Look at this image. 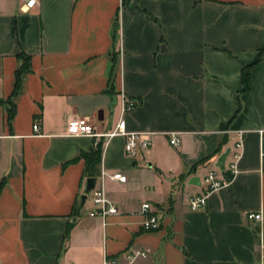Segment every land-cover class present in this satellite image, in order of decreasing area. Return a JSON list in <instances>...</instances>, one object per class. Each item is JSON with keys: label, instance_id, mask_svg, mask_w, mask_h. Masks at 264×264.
<instances>
[{"label": "crops", "instance_id": "0c3cea01", "mask_svg": "<svg viewBox=\"0 0 264 264\" xmlns=\"http://www.w3.org/2000/svg\"><path fill=\"white\" fill-rule=\"evenodd\" d=\"M20 53L29 70L12 94ZM121 94L138 101L123 114L126 130L149 133L150 144L134 156L122 136L102 147L95 187L117 212L91 216V195L83 204L81 196L93 139L67 127L88 117L108 130ZM8 97L0 264H259L258 223L245 214L261 211L264 233V0H37L29 9L0 0V98ZM170 132L179 133L176 147ZM210 170L226 183L191 210ZM144 202L158 229H143Z\"/></svg>", "mask_w": 264, "mask_h": 264}, {"label": "built area", "instance_id": "2783aa9c", "mask_svg": "<svg viewBox=\"0 0 264 264\" xmlns=\"http://www.w3.org/2000/svg\"><path fill=\"white\" fill-rule=\"evenodd\" d=\"M22 1V6L26 9L31 8L37 2V0H20ZM137 100L130 98L124 94L120 95V114L112 123L108 130H103L99 125L100 121L98 119H89L88 117H77L69 121L67 127V135L70 136H88L93 139V145L101 143V146H105L110 139L115 136L124 137V150L129 155H136L140 151H144L150 144L149 133H135L129 132L125 128V120L123 114L125 112L133 109ZM34 132L38 133L39 125L34 123L32 125ZM170 145L176 147L180 143L179 133L170 132L168 133ZM241 144L238 142L235 144L234 150L232 151V161L229 164L232 173L237 172V161L240 158L238 149ZM231 153V152H230ZM260 153L262 158V163L264 165V130H260ZM104 174V173H103ZM102 177V176H101ZM111 179L124 182L126 180L125 175L121 172H113L109 175ZM201 182L206 185L204 192L200 194L192 195L189 198V208L191 210H197L206 206L208 194L211 191L218 189L220 186L226 183L217 178L216 172L214 170L208 171L201 179ZM91 200L94 205V209L90 211L91 216H106L107 214H113L117 212V207L110 202L104 195L103 188L95 187L90 192ZM141 212L144 215L142 221V227L145 230H155L159 228V220L155 214L151 212V205L147 202L142 203ZM246 219L249 221H254L258 223V228L256 230L258 239V250L260 255L259 264H264V233L261 229V222L263 215L261 211H247ZM146 252L141 250L135 253V256H145ZM112 259H104L103 264H112Z\"/></svg>", "mask_w": 264, "mask_h": 264}, {"label": "trees", "instance_id": "16d2710c", "mask_svg": "<svg viewBox=\"0 0 264 264\" xmlns=\"http://www.w3.org/2000/svg\"><path fill=\"white\" fill-rule=\"evenodd\" d=\"M21 58V65L16 71V82L14 86V90L12 94H15L18 90L19 86V77L20 74L23 71L29 70V56H25L23 54H19ZM241 81H242V91H246L249 88V66H244L242 68L241 72ZM0 105H3L7 109V116L8 119H10L13 115L14 107L13 104L10 100V97L6 99L0 98ZM94 148L90 152V155L88 156V160L85 166L84 174L86 176L92 177L99 175V164H100V159H101V151H102V146L101 143H97V145L93 146Z\"/></svg>", "mask_w": 264, "mask_h": 264}, {"label": "water", "instance_id": "95a60500", "mask_svg": "<svg viewBox=\"0 0 264 264\" xmlns=\"http://www.w3.org/2000/svg\"><path fill=\"white\" fill-rule=\"evenodd\" d=\"M228 153H229V149L227 148L217 158L216 166H218V168L220 170H223L224 169V161H225L226 156H227ZM190 182L191 183H198L199 182V179H198V177L195 176V177H192L191 178ZM95 183H96V177L92 176V177L86 178V181H85V189H84V192H83V194L81 196V203L82 204L84 203L85 199L87 198V195L94 188Z\"/></svg>", "mask_w": 264, "mask_h": 264}]
</instances>
